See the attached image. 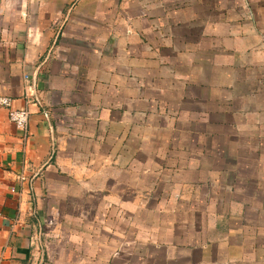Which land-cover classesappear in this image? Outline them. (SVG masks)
<instances>
[{"label": "crops", "instance_id": "crops-1", "mask_svg": "<svg viewBox=\"0 0 264 264\" xmlns=\"http://www.w3.org/2000/svg\"><path fill=\"white\" fill-rule=\"evenodd\" d=\"M0 94V264H264V0H0Z\"/></svg>", "mask_w": 264, "mask_h": 264}, {"label": "built area", "instance_id": "built-area-1", "mask_svg": "<svg viewBox=\"0 0 264 264\" xmlns=\"http://www.w3.org/2000/svg\"><path fill=\"white\" fill-rule=\"evenodd\" d=\"M15 99L9 95L0 94V107L7 109V118L14 125L15 128L25 131L28 120L29 111L26 107H15ZM18 179L24 180L25 177L18 176Z\"/></svg>", "mask_w": 264, "mask_h": 264}, {"label": "rangeland", "instance_id": "rangeland-1", "mask_svg": "<svg viewBox=\"0 0 264 264\" xmlns=\"http://www.w3.org/2000/svg\"><path fill=\"white\" fill-rule=\"evenodd\" d=\"M50 232H52V231H50ZM48 239H47V242H48L49 246H53V240L51 238H48Z\"/></svg>", "mask_w": 264, "mask_h": 264}]
</instances>
